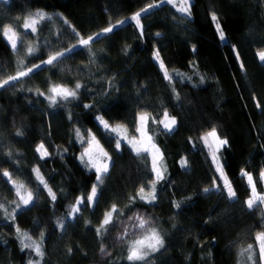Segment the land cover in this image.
<instances>
[{"label": "trees", "instance_id": "1", "mask_svg": "<svg viewBox=\"0 0 264 264\" xmlns=\"http://www.w3.org/2000/svg\"><path fill=\"white\" fill-rule=\"evenodd\" d=\"M191 1L189 15L165 0L0 2V82L42 65L13 86L0 88V264H29L40 258L31 249L21 250L17 229L38 242L43 233L40 264H145L117 259L126 241L141 231L137 216L164 239V247L149 255L147 264H239L242 250L257 248L264 216L260 208L247 207L252 191L242 170L263 194L264 62L258 53L264 51V0ZM150 4L154 7L143 13ZM136 13H141L142 27L131 19ZM31 19L37 20L35 32L23 28ZM123 21L127 23H118ZM4 26L17 33L16 50L3 34ZM109 27L114 30L103 33ZM88 37L94 39L81 46L80 39ZM73 46L74 53L53 65L42 64ZM29 47L36 51L29 54ZM155 52L171 81L164 78ZM55 85L75 90L76 97L51 104L47 97ZM165 110L176 119L171 133L153 123ZM141 112L150 114L147 131L166 169L150 203L137 192L142 186L145 192L151 190L153 156H138L128 143L138 137ZM98 117L123 129L125 141L119 150L117 139ZM212 128L227 141L219 160L236 193L233 200L201 140ZM93 135L111 162L90 206L86 197L96 173L80 157ZM40 144L48 153L43 158L36 151ZM182 160L187 161L185 167ZM214 181L220 191L205 193ZM17 185L24 186L23 194L33 193V202H20ZM78 197L84 203L67 219ZM113 205L118 211L97 235ZM259 259L255 256V264Z\"/></svg>", "mask_w": 264, "mask_h": 264}, {"label": "snow or ice", "instance_id": "2", "mask_svg": "<svg viewBox=\"0 0 264 264\" xmlns=\"http://www.w3.org/2000/svg\"><path fill=\"white\" fill-rule=\"evenodd\" d=\"M167 3H172V0H166ZM188 0H184V6L180 7L178 10L181 13L184 14H190V10L187 7ZM154 5H148L147 9H143L142 12L147 14L150 9H152ZM36 17L39 19H44V14L43 13H36ZM140 18H141V13H136L134 14L131 19L136 22L138 27H142L140 25ZM213 21H216V16L213 15L212 17ZM119 24H125L127 21L123 22H118ZM36 24L37 20L36 19H31V20H25L23 24V28L25 30L31 29L32 32L36 31ZM217 31L219 32L220 39L224 40V33L223 31L220 30V25L217 22L216 24ZM114 30L113 27L105 28L103 30V33H109ZM3 34L7 37L9 43L11 44V47L13 50H16L17 44H18V38H17V33L13 31L12 27L10 26H4L3 27ZM97 39L99 38V34L96 37ZM93 37H88V39H80L79 44L81 46H88L89 43L93 40ZM36 51L35 48L29 47L28 53L32 54ZM76 51V46H73L70 49H67L65 52H57L54 55H50L49 58L45 61L42 62L43 65H53L55 62H57L60 58L63 56L74 53ZM259 59L264 62V51H261L258 53ZM154 59L159 62L160 68L164 73V78L171 81L172 76L168 73L167 69L165 68V65L163 61L160 60L159 52L154 53ZM237 59H239V55L237 54ZM21 64L23 61L20 62ZM42 65H33L32 68H28L27 71H18L15 76H9L7 79L3 80L0 82V88H4L5 86H13L14 83L18 80H20L23 77L29 76V74L33 73L34 70L40 69ZM243 67V65H241ZM81 87L80 84L76 85V89L78 90ZM49 92L51 95H49L47 98L49 99L51 104H55L57 102V98L61 100H67L69 98H75L76 97V91L60 86V85H55L49 89ZM40 95H44V93H39ZM259 106V105H258ZM87 107V105L85 106ZM97 119L100 120V123L104 125L105 129H109L110 126L109 124L104 121L102 118L98 117ZM150 119V114L147 112H141L137 116V133L139 134V138L136 139L134 138L133 140L129 141L128 143L132 146V150L139 156L144 152H151L153 150L154 154L152 157V172L155 175V180L151 184V190L148 192H145V187L142 186L139 191L137 192V196L141 200H145L146 202H152L156 199V184L164 179V172L166 169L163 168L162 164L158 163V159L162 160V157L158 158L159 154V149L155 148V144L152 143V136L148 135L147 131V125L148 121ZM153 123H159L162 128L167 131L168 133H171L175 130V125H176V119L175 117H170L167 110L164 112V116L162 119L159 121H156L153 119ZM123 129L121 126H116L110 128V131L120 133ZM17 135H21L20 132L17 133ZM76 135L79 137L80 132L79 129L76 130ZM91 135V134H89ZM201 140H203L204 144L206 147H208L210 155L212 156L213 163L216 164V171L219 173L221 179L223 180L224 184V190L227 192V196L229 200L235 199L236 193L231 187V183L227 180L222 166L218 162V157L216 153L219 151V148L223 145L227 144V141L224 139H220V137L217 134V131L215 128H212L210 131L206 132L202 137ZM121 146V140L118 139L116 141V147L119 150ZM37 152L41 153V158L46 156L47 149L44 148L43 144H40L37 146L36 149ZM83 155H86L88 157V164L95 169L96 173V183L92 185L91 192L87 195L86 200L88 205H93L94 202L98 198V186L103 183L104 176L107 174L109 171L110 167V158L108 157V153L104 151L102 147H100L99 142L95 140V137H92V139L89 141V148L85 150V153ZM83 159V157H82ZM108 161V162H106ZM187 165V161L182 160L181 161V166L185 167ZM37 178L39 179L40 183L44 186L45 189H47L49 196L55 200L56 196L55 193L51 190V188L48 187L46 181L39 175V169H34L33 170ZM261 179H264V171L261 172ZM4 177H9L10 179V173L8 171L3 172ZM242 176L246 177L248 180V183L251 187L252 190V196L246 201L247 207L249 209H253L254 207L258 206V203H264V196L258 195L256 193V188H255V183L253 181V178L251 174L245 172L242 170ZM23 185H17V194L20 195V190L23 188ZM220 191L218 187L215 185L214 181V186L213 188H205L204 192L205 193H210L212 191ZM34 200V195L32 192H28L26 196L20 195V202L27 206ZM21 203L17 204V209L20 208ZM84 203V200L82 198H77L75 205L71 207L69 216L73 217L75 214L79 213L80 211V205ZM177 208L180 207V204L177 203L175 205ZM2 207V205H0ZM15 211L13 210V216L12 218L14 219L15 217ZM118 210L116 208V205L112 206V209L105 213V217L103 221L101 222L100 226L97 228V235H101L102 230L106 229L107 225H109L112 222L113 218V213H116ZM135 219L138 221V227L141 229H144L148 221L144 219L143 217L137 216ZM59 225L61 227L64 226V221L61 220L59 221ZM17 232L19 234L20 238V243H21V250L23 251L24 249H31L36 256L40 257L41 259L44 256V252L42 250V238H43V233L41 234V242H37L32 240L30 236H28L26 233H20V230L17 229ZM258 243H259V248H260V259L262 262H264V233H258L256 237ZM164 247V239L161 235L160 232H158L155 228H151L146 236H144L142 239H137L132 242V244L128 248V255H127V260L129 262H136V261H144L145 264H147V258L149 256V253L152 252H157L161 248ZM101 252L103 253L105 249L103 246L101 247ZM252 250V246L249 245L248 249L242 250V255L244 253H249L248 259L251 260L252 256L250 255ZM29 264H33L32 261L29 262ZM35 264H40V260L35 261Z\"/></svg>", "mask_w": 264, "mask_h": 264}, {"label": "rangeland", "instance_id": "3", "mask_svg": "<svg viewBox=\"0 0 264 264\" xmlns=\"http://www.w3.org/2000/svg\"><path fill=\"white\" fill-rule=\"evenodd\" d=\"M1 1H3V2H7V0H0V2ZM166 1V0H165ZM192 1L191 0H188V4H187V7H189V5H190V3H191ZM177 4V8L179 9L180 7H182V6H184V0H172V4ZM171 4V3H170ZM186 15H189V14H186ZM30 29V28H29ZM8 40V39H7ZM156 53V52H155ZM259 58V57H258ZM260 60V59H259ZM260 62H262L261 60H260ZM157 63H158V65H159V62L157 61ZM159 67H160V65H159ZM104 120V119H103ZM98 123H100V120H98ZM100 125L103 127V129H105V127H104V125L103 124H101L100 123ZM110 126V128H112V127H114V126H111V125H109ZM117 125H115V127H116ZM176 126V125H175ZM110 128L109 129H106L109 133H111L112 134V136L114 137V138H116L117 140L118 139H120L121 140V142L122 141H125V139H124V133H123V130L118 134V133H116V132H112V131H110ZM161 128H162V126H161ZM163 129V128H162ZM164 130V129H163ZM165 131V130H164ZM148 135H150L149 134V132H148ZM92 137H95L94 135L93 136H91L90 137V140L92 139ZM139 138V134H138V137H137V139ZM89 140V141H90ZM95 140L96 141H98L97 139H96V137H95ZM153 143V142H152ZM99 145H100V147H102V145L99 143ZM206 147V146H205ZM223 146H221L220 148H219V151H220V149L222 148ZM89 148V143H88V147L86 148V149H88ZM103 148V147H102ZM155 148L157 149V147L155 146ZM85 149V150H86ZM104 149V148H103ZM206 149L207 150H209L208 149V147H206ZM85 150H84V153H85ZM105 152H106V150H104ZM154 151L155 150H153V151H151V152H149V153H151V155L153 156V154H154ZM219 151L216 153V155H217V157H218V162H219V164L221 165V160H219ZM83 153V154H84ZM82 154V156L80 157V161L82 162V164L83 165H88L89 167H91L89 164H88V157L86 156V155H83ZM209 155H210V152H209ZM82 157H83V159H82ZM108 157L110 158V155H108ZM159 157H161V152L159 151V154H158V158ZM210 159H211V161H212V163H213V160H212V156L210 155ZM106 162H108V161H106ZM110 162H111V158H110ZM158 163H159V159H158ZM214 164V167H215V170H216V164L215 163H213ZM92 168V167H91ZM93 170L95 171V169L93 168ZM218 177H219V180L221 181V182H223V180L221 179V177H220V175H219V173H218ZM247 179V178H246ZM263 180V186H264V179H262ZM248 181V180H247ZM249 184V183H248ZM250 186V185H249ZM99 187V186H98ZM250 189H251V187H250ZM98 190H99V188H98ZM252 191V190H251ZM256 193L258 194V195H261V196H264V193L263 194H261V193H259L258 191H256ZM20 195H24V196H26V194H23L21 191H20ZM251 196H252V192H251ZM250 196V197H251ZM255 209H257V208H260L261 209V211L263 212V216H264V203H258V206H256V207H254ZM76 215V214H75ZM73 217H70L69 215H68V217H67V219H72ZM151 228H153V227H145L144 229H141V231H138V233H136V235H133V236H131L127 241H126V243L124 244V246L120 249V251H121V255H120V257H118L117 259L119 260H121V259H125L126 261H128L127 260V255H128V248H129V246L132 244V242L133 241H135V240H137V239H142L144 236H146L147 234H148V232H149V230L151 229ZM261 233H264V231L263 232H261ZM38 242V241H37ZM256 245H257V248H254V247H252V250H251V253H250V255L252 256V259L251 260H249L248 259V255H249V253H244L243 255H242V252L240 253V256H241V260H240V262H239V264H255V256H257L258 255V258H260V248H259V243H258V241H256ZM151 254H153L152 252H150L149 253V255H151ZM38 260H40L41 261V258H39ZM33 264H35V263H33ZM259 264H264V262H262L261 261V259H259Z\"/></svg>", "mask_w": 264, "mask_h": 264}]
</instances>
